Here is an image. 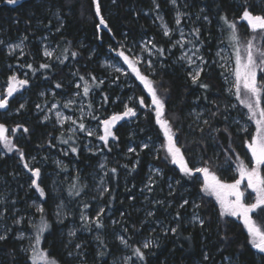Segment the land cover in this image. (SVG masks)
Masks as SVG:
<instances>
[{
	"label": "trees",
	"instance_id": "trees-1",
	"mask_svg": "<svg viewBox=\"0 0 264 264\" xmlns=\"http://www.w3.org/2000/svg\"><path fill=\"white\" fill-rule=\"evenodd\" d=\"M184 1L187 7L184 18L193 24L194 29H199L202 53L209 64L195 84L178 64L172 62L178 54L172 38L164 37L161 29L151 23L150 14L144 12H150L151 0H115V3L113 0H100L101 14L108 28L102 25L97 28L99 17L95 14L92 0H18L15 5L0 0V37L9 41L21 38L24 52L19 59L7 56L0 49V89L8 85L13 75L28 81L24 86L28 100L24 109L14 113L18 103H10L8 111L0 113V123L8 130L19 125L29 129L27 133L20 131V139L17 132L13 138L14 145L23 151L25 158L35 153H38L39 159L45 153L60 157L57 148L68 152V156L63 158L64 165L56 174L59 196L69 216L61 225L52 218L55 201L47 186L49 176L46 173L55 170L49 161H44L46 168L40 171V185L46 192L41 203L44 209L41 215L49 224V229L43 233L39 248L42 247L58 264H72L64 248L66 236L63 232L69 225H72L76 235L85 231L87 242L94 238V243L85 247L93 264H109L110 255L120 248L115 237L117 234L128 241L131 246L128 252L135 264H264V255L251 247L242 225L232 218L221 217L214 200L200 191V174L189 179L178 166L171 163L169 157L165 158V137L156 123L153 108L148 105L147 97L142 92L144 90L134 78L130 80L131 86L122 84L121 94L126 96L132 91L137 97L144 98L146 106H136L137 122L130 127L117 125L114 134L118 139L105 147L108 157L107 175L104 176L107 191L100 200L103 208L100 215L102 228H97L94 221L89 225L81 219L82 215L92 216L96 206L89 199L87 183L89 174L96 170L98 156L86 153L75 136L67 139V144L61 143L66 137L59 135L48 124L41 123L39 117L34 115L33 103L38 100L42 90H53L57 97L72 94L73 75L82 88L86 82L91 88L86 98L92 124L99 122L93 117L102 120L111 113L120 112V104L115 102L120 89L109 85L108 81L100 83L108 73L99 61L106 55L118 57L116 53L125 52L124 47L130 43L135 44L142 38L150 39L155 68L154 76H150V79L157 82L158 95L165 101V116L176 132L178 145L182 147L189 166L195 167L194 162L199 160L200 166H208L222 181L233 182V161L238 154L247 162L244 142L252 132L241 133L238 125L232 123L234 116L242 117L247 109L240 105L234 95L233 99L225 95L224 75L215 64L210 63L218 46V36H221L222 45L231 57H235L229 30L221 16L237 22L241 50L252 35L239 20L245 0ZM156 2L169 28H173V8L169 1ZM247 2L255 13L256 0ZM43 36L54 46L50 59L43 57L38 42ZM256 42L264 44V41ZM136 48L139 49L138 46ZM157 49H163V53ZM73 52L77 53L75 57L72 56ZM44 63L50 67L41 68L40 65ZM81 76L84 80L80 79ZM57 83L61 85L60 88L55 86ZM201 83L207 84L208 88H201ZM233 103L234 109L231 107ZM193 108L204 110L207 124L195 123L190 115ZM145 137L161 143L162 149L156 159L152 157L150 148H141L136 143L137 138ZM131 143H135L133 153L128 151ZM73 146L77 147V153L71 152ZM231 149L232 153L229 152ZM149 164L160 170L162 178L158 182L153 179L151 191L142 193ZM22 166L18 152L7 155L0 152V201L6 199L4 202H8L4 204L6 211L3 212L0 206V234L8 235L6 241L0 242V264H31L28 255L21 250L24 241L17 239L14 221L19 214L13 216L11 211L17 207L23 210L24 216L29 215L34 220L38 218L35 208L28 203L35 192L27 187L28 177ZM113 168L116 169L115 173L110 171ZM168 180L173 183L170 184ZM77 190H80L78 196L74 194ZM70 192L73 195H69ZM146 198L147 203L144 204ZM11 200L15 202L14 205L10 204ZM184 200L189 203L180 207ZM194 204L197 216L204 221L203 226L188 221ZM107 212L111 214L108 218L105 216ZM149 212L153 215L149 216ZM177 214L179 219H176ZM253 219L258 226L264 227V218L253 213ZM111 220L115 222L113 225ZM21 224L23 229L29 231L26 219ZM170 228H177V232L173 234L168 231L165 235L164 230ZM97 236L101 237L106 247L100 244ZM224 236H227V240L222 239ZM142 239L152 240L153 247L143 249L140 244ZM136 247H141L145 252V261H139L133 254L132 248ZM99 252L105 255L101 257Z\"/></svg>",
	"mask_w": 264,
	"mask_h": 264
},
{
	"label": "snow or ice",
	"instance_id": "snow-or-ice-1",
	"mask_svg": "<svg viewBox=\"0 0 264 264\" xmlns=\"http://www.w3.org/2000/svg\"><path fill=\"white\" fill-rule=\"evenodd\" d=\"M6 4L15 5L18 0H4ZM177 0H171L173 5H176ZM92 3L95 7V14L99 17V24L97 28L101 25L104 28H108V23L104 19L101 14V4L100 0H92ZM115 3V0H113ZM153 4L158 9L159 5L156 3V0H153ZM264 5V0H259L257 7ZM184 15V13L177 12L176 16V25L179 27L181 23L180 17ZM207 19V17H205ZM220 19L224 22L227 29L229 30V40L232 42L234 47L235 54V65L230 70V74L233 77L231 81H229L228 76L225 75V83L229 84V92L233 94L236 100L239 101L240 105H242L245 109H247V118L255 124V130L250 135V138L245 140L244 146L247 148L250 159L245 162L244 159L237 154L235 157V172L238 175L233 182L227 183L224 182L216 175L215 172L211 171L208 166H198V167H190L189 163L185 159L184 153L182 151V147L178 145V138L176 136V132L173 130L171 122L165 116V101L162 96L158 95V89L156 87L157 82L150 79L149 75L143 74L139 68H137V63L139 61H132L129 59V56L125 55L123 51H118L116 54L121 57L125 63L129 65L132 69L133 73L143 85L144 89L147 91L148 95L151 98V104L154 106L152 110L155 112L156 123L160 126L163 135L166 139V159L168 157L171 158V163L177 165L180 169V172L183 173L185 177L189 179L196 176L199 173L202 179V185L200 191L204 193L206 196L215 197L216 201L220 205V215L221 217H235L241 220L244 224L245 229L248 232L250 237V243L252 247L255 248L258 252L264 253V227L258 226L256 220L253 219V213H257L259 217L264 218V44H259L256 41H264V12L254 13L251 10V6L248 4L247 0H245V6L243 11L239 17V20L246 22V26L250 29L252 33L251 38L247 40V42L242 46L243 54L241 52L240 46V37L239 30L237 27L236 21H229L227 16H221ZM165 36L170 35V31L166 25L163 26ZM111 31V29H109ZM194 36L199 38V29H194ZM184 33L181 30V36ZM26 39V38H25ZM0 43H3L0 41ZM23 41H21V44ZM177 44H181V41H177ZM21 44L16 45V48H20ZM153 47H155L153 45ZM195 48V46H194ZM15 49H13L14 51ZM112 49L110 48V51ZM159 53H163V49H157ZM199 49L195 48L193 55L196 56L197 60H200L201 63H207L204 61L203 57L199 54ZM44 55L46 57L51 58L53 53L45 49ZM77 53L73 52L72 56L75 57ZM219 56V53H217ZM181 60H187L189 66L195 64V60L192 59L191 56H188L187 53H184L183 56L180 57ZM226 59V58H224ZM215 62V61H214ZM221 67H225L224 64L220 65ZM31 68V65H28ZM41 68L48 69L50 67L49 64L44 63L40 65ZM152 63L148 62V68L151 69ZM116 71L119 72L120 68H116ZM204 69L196 64V67L193 69V72L189 73L192 82L195 84L197 80H199L201 72ZM224 75V73H222ZM81 80H84V77H80ZM95 81V77L92 78ZM27 80H18L16 76H11L7 82V96L5 98H0V109H7L9 107V99L7 97H12L13 94L20 90L23 86L27 85ZM103 83V81H100ZM57 88H60L61 85L57 83L55 85ZM77 88H80L81 85L77 84ZM201 88L207 89V84H200ZM91 88L85 83L83 87V94L87 96L90 92ZM234 90V91H233ZM105 99H107L105 97ZM71 103V102H69ZM140 107H145V100L143 97L139 99ZM68 107V104L64 105ZM24 105L21 104L20 108H23ZM39 108L40 106L37 105ZM55 107V105L53 106ZM91 107V105H89ZM235 107V106H233ZM125 111L122 114H113L109 118H105L100 120L99 117H93L94 119H98L100 124L103 125V135L98 136V139L101 140L105 146L109 144V138L112 140L118 139L113 133L112 129L116 125V123L120 120H123L125 117H135L137 115L135 109L133 107H128L125 105ZM57 118L60 120V113H57ZM64 119H70L66 117ZM63 123V120H60ZM72 124H76L75 120L71 121ZM205 124L208 121H204ZM18 128L23 127L22 125L17 126ZM78 129L80 131H85V125L80 123L78 125ZM241 130L247 131V128H242ZM17 129H12V133L14 134ZM23 131L27 133L29 131L28 128L23 127ZM75 131V129H73ZM227 131V129H225ZM9 130L5 127L4 124L0 123V143L3 144L4 148L8 151L15 150L19 153L20 160L24 161L25 156L21 149L16 148L12 141L9 139ZM94 133L92 131H87L88 136H92ZM68 140H62L61 143L67 144ZM144 148H147L148 145L144 144ZM110 150V149H109ZM77 147H71V152L77 153ZM129 152H135V148H129ZM34 159V158H33ZM231 159V157H228ZM125 167H127L125 165ZM24 168L27 169L31 176L34 179L31 180L30 187L34 188L36 192L39 193L41 198L46 196V192L44 188L38 183L41 172L39 168H32L28 163H24ZM100 168H105L104 164L100 165ZM134 170V169H133ZM112 173L116 172V169H110ZM159 170H157L158 172ZM107 175V173H105ZM246 182V183H245ZM103 183V181H101ZM153 181L150 177L148 190L151 191V185ZM179 183V181H177ZM242 184H244V188L242 189ZM75 187V186H73ZM249 197L246 198L245 193L248 192ZM107 191V189H103L101 191V196L103 192ZM75 195H80V190H77ZM69 195H73L72 192ZM188 200H184L180 207H184V205L188 204ZM87 207V205H85ZM199 207V205H196ZM37 211L43 214V207L37 206ZM103 209L100 210V213L97 214L95 218V225L97 228H102L103 224L100 220V215H102ZM59 215V213H58ZM149 216H152L153 213L149 212ZM179 214H177L176 219H179ZM82 220H88V217L82 215ZM194 223H199L203 226L204 221L200 219L198 216H194ZM16 224L21 223V219H17L15 221ZM115 223V222H114ZM30 226L32 227L35 235L33 237H28L29 240V248L27 250L21 249L22 251H26L31 264H58V262L50 258L46 251L41 250L39 245L41 243V237L45 231L49 229V224L46 220H44L43 215H41V220L39 224H35L30 221ZM171 231L173 234L177 232V228L165 229L164 234L167 235V232ZM69 235H75L74 232L69 233ZM23 234L17 236V239H24ZM8 239L7 234H0V242L6 241ZM96 239L100 241L102 246L104 245L103 240L100 236H97ZM120 243L124 247H131L127 240L123 237H118ZM222 239L227 240V236L222 237ZM34 241V242H33ZM152 242H146L142 245L143 249H149L152 247ZM81 246L79 244L76 245V248L79 249ZM141 247L132 248V252L135 257L143 262L145 261V252L142 251ZM71 255V253H69ZM99 256H104V252H99ZM205 260L208 259L207 254H205Z\"/></svg>",
	"mask_w": 264,
	"mask_h": 264
},
{
	"label": "rangeland",
	"instance_id": "rangeland-1",
	"mask_svg": "<svg viewBox=\"0 0 264 264\" xmlns=\"http://www.w3.org/2000/svg\"><path fill=\"white\" fill-rule=\"evenodd\" d=\"M169 4L172 6L173 8V12H172V22H173V28H169L168 25V21L166 20L163 12L160 10V8H156L155 5L153 4V0H151L152 6H151V10L148 13V11H144L146 12L149 17H150V21L152 24L158 26L161 31L162 34L164 32V28L163 26L166 25L170 31V35L169 36H165L167 38H172V42L173 45L177 47L178 49V54L172 59L173 63H176L179 65V67L182 69L183 72L187 73V76L191 79L189 73L193 72V69L196 67V64H199L204 70L209 66L208 63H201L200 60L196 59V56L193 55V52L195 51V48L199 49V55L203 57L204 61H206L204 54L202 53V49H201V43L200 40L197 39L196 36H194L192 33V29H194L193 24L189 23L184 17H185V9L187 8L185 5V1L184 0H177L176 5H173L171 3V0H168ZM259 2V0H256V4L257 5ZM157 3V2H156ZM181 12L184 13V15H182L180 17L181 19V23L179 25V27H177L176 25V16H177V12ZM256 12L255 13H261L264 12V5L257 7L256 6ZM194 14L191 12V17H193ZM241 21V20H240ZM246 25V22L241 21ZM195 23V22H194ZM247 27V26H246ZM248 28V27H247ZM249 29V28H248ZM181 30L183 31L184 35L181 36ZM250 31V29H249ZM251 33V32H250ZM252 34V33H251ZM219 37V41H218V46L216 51L214 52V56H213V61L210 64H215L218 69H220L222 71V73H224V76L222 77V79L224 80V93L225 95H228L231 99H233V94H230L229 92V84L225 83V75L228 76L229 81H231L233 79V77L230 74V70L231 68L234 67L235 65V57L234 59L231 57V54L227 51V49L222 45L221 42V36ZM251 38V36H250ZM249 39V38H248ZM0 41H2L3 43H0V49L3 50L5 52V54L7 56H16L17 58L21 59L22 56L24 55L23 52V44H21V38L15 39L13 41H9L7 39H3L2 37H0ZM150 39H140L139 42L133 44L130 43L128 46L126 45L124 47L125 49V55L129 56V59L132 61H139V63H137V68L140 69V71L145 74V75H149L150 76H154L155 73V68H154V62H153V52L150 48ZM177 41H181V44H177ZM38 42L40 43V47L42 50V55L45 58L50 59L49 57H46L44 55V51L45 49H47L48 51H51L53 53L54 50V46L50 43V41H48V38L46 36H43L41 38H39ZM21 44L20 48H16L15 46ZM136 46H138L139 49L136 48ZM195 46V48H194ZM13 49H15L13 51ZM241 52H243V50H241ZM184 53H187L188 56H191L193 60H195V64H193L192 66H189L187 63V60H181L180 57L184 55ZM217 53H219V56L217 55ZM243 54V53H242ZM226 58V59H224ZM151 61L152 63V67L151 69L148 68V62ZM215 61V62H214ZM99 64L102 68H104L106 70V72L108 73L106 78H101L102 81H108L109 85L112 86H117L120 90H119V94L115 99V102H118V104H120L121 110L118 113H111L109 115V117H111L113 114H122L126 109H125V105H127L128 107H133L137 113L136 110V106H140L139 105V97H137L134 92L130 91L129 95L126 96H122V84L126 83V86H131V82L130 80L132 78H134L137 83L140 85V87H142V89L144 91H142L143 93H145L144 95L147 97V103L149 106H151V108H154V106H152L151 104V98L148 95L147 91L144 89L143 85L140 83V81L137 79V77L135 76V74L133 73L132 69L129 67V65L127 63L124 62V60L121 57H117V56H110V55H106L104 57H102L99 61ZM224 64L225 67H221L220 65ZM116 68H120V71L117 72ZM18 80H22L21 78H19L18 76H16ZM72 83H73V91L72 94L70 95H64V96H60L57 97L54 94L53 90H42L41 93L38 94V100L33 103V108H34V115H37L39 117V121L41 123H46L48 124L52 129H54L56 132H58L59 135L66 137V140L69 139L71 136H75V139H77L78 141H80L81 145L83 146V150L88 153V154H92V155H97L99 158L98 164L96 166V170L94 171V173L89 174L88 176V183L87 186L89 188V199L91 201V203H95L96 206L93 209V213L90 215H87L86 217H88V220H84L85 223H88L89 225H91V222L95 221V218L97 217V214L100 213V210L103 209L102 206L100 205V200H101V191L103 189L106 188V184H105V180H104V176H105V170H106V161H107V155H106V151H105V146L104 143L98 139V136L103 135V125L100 124V122H98L97 124H92L89 121V112L87 110V98L86 96H84L83 94V88H77L76 85L79 84L81 85V83L79 82V80H76L75 75L72 76ZM8 86V85H7ZM7 86L3 87L0 89V98H5L7 96ZM141 89V88H140ZM234 91V90H233ZM9 99V104L10 103H15L17 102V110H15L14 113H16L19 110L24 109L20 108V105L23 104L25 106V104L27 103V93H26V88L23 86L22 88H20L19 91L15 92L13 94L12 97H7ZM71 102V103H69ZM96 103H98V101H96ZM68 104V107H65L64 105ZM37 105H39L40 107L38 108ZM55 105V107H53ZM232 108L234 109L233 106H235V103L231 104ZM9 108V107H8ZM7 109H0V113H4L8 111ZM57 113H60V120H63V123L60 122V120H58L57 118ZM8 116L11 115L10 113H7ZM190 115L193 118V120L195 121V123H204V121L206 120V116H205V112L202 109H191L190 111ZM66 117H69L70 119H64ZM108 117V118H109ZM75 120L77 123L76 124H72L71 121ZM138 118L137 115L135 117H125L123 120H120L116 123V125L113 127L112 131L114 133V129L116 128L117 125L119 124H126L129 127L133 124H135L137 122ZM80 123H83L85 125V131H80L78 129V125ZM233 124L238 125L240 132L241 133H253L255 130V124L248 120L246 113L243 114L242 117L236 115L233 117ZM247 128V131H243L241 130L242 128ZM252 127V128H251ZM12 129H17V133H18V137L20 139L21 133L20 131H23L22 128H12ZM73 129H75V131H73ZM252 129V131H250ZM87 131H92L94 134L92 136H88L87 135ZM15 132V134H16ZM9 139L12 141V144L14 145L13 142V138H14V134L12 133V130H9ZM115 140H112L111 138H109V144H113ZM136 143L140 145L141 148H144L143 145L147 144L148 147L151 149V153H152V157L154 159L157 158L159 151L162 149L161 143L155 142L150 138H137L136 139ZM108 144V145H109ZM134 144L135 143H131L128 147L129 148H134ZM15 146V145H14ZM16 147V146H15ZM163 148L166 150V139L165 142L163 144ZM244 149L246 150L247 153V158L250 159V156L248 154L247 148L244 146ZM58 153L60 155L57 156L55 154L52 153H45L44 155L41 156V159L38 158L37 154L35 153L31 156H29L28 158H25L23 162V170L25 171V174L27 173V177H28V185L27 187H30V183L31 180L34 179V177L31 176V173L24 168V163H28L30 165V167L32 168H38L41 169L46 168V162L44 161H49L50 162V166L55 170V171H48L46 174H48L49 176V183H48V188L52 194V197H54V205H53V212H52V218L55 221V223H57L58 225H61L62 223H64L67 219H68V212L66 207L64 206L60 196H59V189H58V184H57V178H56V174L57 171H59V169L62 167V165H64V160L63 158L68 156V152L65 149L62 148H57ZM0 152L2 154H12L14 152H16L15 150L13 151H8L4 148L3 144L0 143ZM230 153H232V149L229 151ZM131 153V152H130ZM133 153V152H132ZM34 158V159H33ZM170 158V157H169ZM247 159V161H248ZM171 160V158H170ZM234 163V167L233 168V173H234V178L233 181L238 178L237 173L235 172V160L233 161ZM104 164L105 168L101 169L100 165ZM177 166V165H176ZM194 166L198 167L200 166V162L199 160H196L194 162ZM157 167L153 166L152 164L148 165V169H147V175H146V181L144 184V187L142 189V193L144 191H148V184H149V179L151 177L152 181L153 179H156V182H158V180H160L161 177V173L160 170L157 172ZM201 176V175H200ZM40 179H41V175L40 178L38 180V183L40 184ZM202 179L203 177L201 176L200 180V186L202 185ZM101 181H103V183H101ZM169 183H173L170 180H168ZM231 183V182H230ZM246 183V182H245ZM173 185V184H172ZM170 186V185H169ZM244 184H242V189L244 188ZM31 188V187H30ZM34 190L35 194L33 196V199L30 200L28 203L30 206L35 208V213L37 214L38 218L36 220H34V218H32L31 216H24V212L21 209H18L17 207H14L13 209H11V211L14 213L13 216H15V214H19L17 216H15L17 219H21V222L26 219L27 220V226L29 228V231H26L25 229L22 228V224H16L15 220L14 224L17 227V236L23 234V236L25 237L24 239H22L24 241L23 244V249L27 250L29 248V240L28 237H33L35 235L32 227L30 226V221L35 223V224H39L40 220H41V213H39L37 211V206H41V203L43 201V199L45 198H41L39 196V193L36 192V190L34 188H31ZM105 192V191H104ZM103 192V193H104ZM249 193L250 190H248V192L245 193L246 198L249 197ZM211 197L217 208L218 211L220 213V205L219 203L216 201L215 197L209 196ZM148 198V197H147ZM147 198L145 199L144 204L147 203ZM4 201H7L6 199H4ZM4 201H0V206L1 208H3V212L7 210V208L4 207V204L8 203V202H4ZM11 205H14L15 202H13L12 200L10 201ZM142 209V208H139ZM59 213V215H58ZM110 212L106 213V217L108 218L110 216ZM194 216H197V213L195 212V204L192 206L191 209V213H190V218H188V221L192 224L193 222V218ZM232 218L236 221H238L243 229L245 230V232L248 235L247 230L244 227V224L241 222L240 219L235 218V217H229ZM111 225L114 224V220H111ZM198 223V222H197ZM74 232L75 230L72 227V225L68 226L66 230H64V236L65 242H66V246L64 247L67 251H68V255L67 257H69V259H71L70 261L72 262V264H93V260H91L92 258H90L91 256H88V254H86V250L85 247L89 246V244L94 243V238H90L89 241L87 242V238L85 237V231L81 234V235H69V233ZM116 240L117 243L119 245V249L116 250L113 254L110 255V261L109 264H135L132 261V258L130 256V253L128 252L129 249L128 247H124L121 243L120 240L118 239V237H122L120 236V234H117L116 236ZM43 238V237H42ZM41 238V240H42ZM249 238V243H250V237L248 235ZM152 240L150 239H142L140 244L141 246ZM34 242V241H33ZM79 244L81 247L79 249L76 248V245ZM251 244V243H250ZM153 245V243H152ZM40 246V245H39ZM153 247V246H152ZM252 247V244H251ZM151 248V247H150ZM149 248V249H150ZM253 248V247H252ZM40 249L42 250V247H40ZM147 249V250H149ZM254 251H256L258 254H262L264 255V253H260L258 252L255 248H253ZM24 253H26V251H23ZM69 253H71V255H69ZM95 258L98 259V256L96 255ZM89 260V261H88ZM100 263V262H99Z\"/></svg>",
	"mask_w": 264,
	"mask_h": 264
}]
</instances>
